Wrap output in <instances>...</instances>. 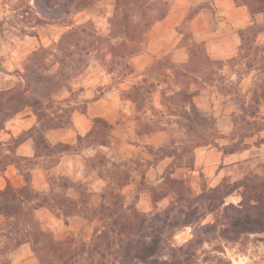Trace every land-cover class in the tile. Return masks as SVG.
Here are the masks:
<instances>
[{
    "label": "rangeland",
    "instance_id": "374dc122",
    "mask_svg": "<svg viewBox=\"0 0 264 264\" xmlns=\"http://www.w3.org/2000/svg\"><path fill=\"white\" fill-rule=\"evenodd\" d=\"M147 1L169 3L170 11L147 31L128 67L112 70L109 56L106 61L91 59L44 103L43 119L27 108L0 132V185L5 169L12 172L16 167L20 187L28 177L35 199L25 214L35 217L56 240L89 244L108 228L109 220L97 211L107 186L120 193L124 213L132 216L134 211L161 213L174 201L175 194L166 186L169 177L184 180L194 196L213 188L208 182L220 169L230 182L247 175L264 180V105L257 96L260 73L247 68L239 49L240 31L252 25L247 7L235 0ZM114 11V0H100L64 22L39 24L34 0H0V91L18 86L27 57L57 42L66 25L90 21L108 36ZM189 12L192 19L185 22ZM257 20L262 22V17ZM191 39L203 43L207 55L221 63L211 69L202 53L189 63ZM255 46L264 54V32ZM197 67L198 74L181 75ZM183 90L189 98H172ZM23 119L37 121L35 130L7 136L11 124ZM91 130V136L77 141L79 132L86 135ZM42 136L47 144H41ZM27 138L37 142L35 157L15 152ZM205 149L212 150L208 177L206 172H191ZM235 149L250 150L248 158L225 165L219 161V152L229 154ZM168 154L173 157H165ZM65 180L83 188L62 189ZM166 192L169 196L161 199ZM65 196L75 203L62 204ZM240 201L238 193L226 199L227 204ZM221 212L208 215L201 225L166 231L152 264H264V233L227 241L221 237ZM22 223L0 216V264H40L30 244L20 248L17 243ZM208 224H217V229L207 233L202 227Z\"/></svg>",
    "mask_w": 264,
    "mask_h": 264
},
{
    "label": "trees",
    "instance_id": "16d2710c",
    "mask_svg": "<svg viewBox=\"0 0 264 264\" xmlns=\"http://www.w3.org/2000/svg\"><path fill=\"white\" fill-rule=\"evenodd\" d=\"M97 1L100 0H34L36 22H64L70 15L91 8ZM235 2L247 7L252 19V25L239 33V49L247 60V68L260 73L257 96L264 105V54H259L261 50L255 46L257 37L264 32V0ZM114 5V14L109 18L108 36L101 35L90 21L82 25L71 23L66 25V31L57 42L49 47L42 46L27 57L19 85L0 91V132L9 120L27 108L35 109L38 120L43 119L46 114L42 110L44 103L52 100L53 95L65 87L66 82L80 74L91 59L106 61L109 56L108 64L112 70L116 67H128L129 59L140 51L147 31L156 22L163 20L170 11L169 3L161 1L114 0ZM191 12L185 17V22L192 19ZM258 17H262V22L257 20ZM187 51L189 63H192L198 53L206 56L205 62L211 69L221 63L207 55L203 43L192 39ZM54 66L57 68L52 73ZM199 72L200 68L197 67L181 75L187 77V73ZM177 96L189 98L184 90L172 95V98ZM189 104L199 111L192 100ZM92 132L93 130L89 131L86 136L79 135L77 141L91 136ZM39 139L41 144H47L44 136ZM35 145L38 154L36 141ZM58 146L70 148L69 144L64 143H59ZM236 152L238 150L235 149L229 154ZM166 186L169 192L175 194L174 201L167 208L161 213L149 215L134 211L132 216L124 213L120 193L111 186L105 187L103 202L97 211L109 220V226L89 244L77 245L73 239L56 240L35 217L25 214L27 205L35 199L28 179L23 188L17 189L8 184L4 190H0V215L23 221L18 229L20 238L17 243L19 246L30 244L40 264H152L166 231L201 225L208 215L220 212L221 209L220 218L224 222L221 224V237L225 240L236 241L241 236L264 233V180L258 175H247L233 182L224 179L218 186L207 188L197 196L192 195L181 179L169 177ZM60 187L83 188L81 184L67 180ZM169 192L164 193L161 199L167 198ZM236 193L241 197L240 203L227 204L226 199ZM60 201L69 206L75 203L68 196ZM154 202L156 204L158 200L154 199ZM68 224L66 220V225ZM202 228L209 233L217 229V224L204 225Z\"/></svg>",
    "mask_w": 264,
    "mask_h": 264
},
{
    "label": "crops",
    "instance_id": "0c3cea01",
    "mask_svg": "<svg viewBox=\"0 0 264 264\" xmlns=\"http://www.w3.org/2000/svg\"><path fill=\"white\" fill-rule=\"evenodd\" d=\"M165 19V18H164ZM185 19V18H184ZM36 122V123H35ZM38 122L37 121H27V119H23L22 121H17L16 125H12L11 124V128H12V133L11 134H7V136H15L17 137V135L19 134L18 132H20L21 130H27V128H35V126H37ZM9 129V127L7 128ZM21 131V132H23ZM86 136L84 133L79 132L78 136ZM77 136V137H78ZM36 145H35V141L33 138H27L22 140L20 143L17 144L16 148H15V152L17 155L22 156V157H27V158H31V157H35L37 155L36 151H35ZM250 151L248 149L243 150L242 152H236L234 154H224V153H220L219 152V161L221 163L225 164H233L234 162H238V161H242L247 159L248 157H246L247 152ZM212 153V150H208L205 149L203 152L201 151V153L198 155V157L196 158V161L193 165V168H191V172L196 173L197 171H199V173H207L206 177L210 176L211 174H209V171H212L213 165L212 163L209 161L208 156H210ZM14 166L13 164L10 165L9 167ZM18 170L15 167V171L10 172V170L5 169L3 171V175L1 176V178L4 179V183H2L0 185V190H4L8 184H11L14 188H23L27 185V179L29 180V185H30V179L26 176H24V182L25 185L20 187L19 185H17L16 182H18V178L21 176H19L16 172ZM225 170L224 169H220L219 171H215L213 174V177H211L210 181L208 182L209 186H213L216 187L218 186L223 179L225 178ZM23 178V177H22ZM31 187V186H30ZM2 216V215H0ZM22 247V245L20 246V248ZM20 248H18L17 250H19Z\"/></svg>",
    "mask_w": 264,
    "mask_h": 264
},
{
    "label": "bare ground",
    "instance_id": "6f19581e",
    "mask_svg": "<svg viewBox=\"0 0 264 264\" xmlns=\"http://www.w3.org/2000/svg\"><path fill=\"white\" fill-rule=\"evenodd\" d=\"M244 264V263H243Z\"/></svg>",
    "mask_w": 264,
    "mask_h": 264
}]
</instances>
